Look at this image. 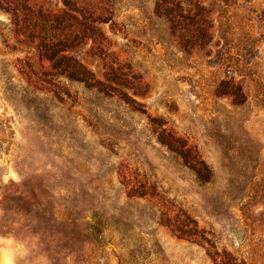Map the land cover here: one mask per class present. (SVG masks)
I'll return each mask as SVG.
<instances>
[{
    "label": "rangeland",
    "instance_id": "rangeland-1",
    "mask_svg": "<svg viewBox=\"0 0 264 264\" xmlns=\"http://www.w3.org/2000/svg\"><path fill=\"white\" fill-rule=\"evenodd\" d=\"M0 264H264V0H0Z\"/></svg>",
    "mask_w": 264,
    "mask_h": 264
}]
</instances>
